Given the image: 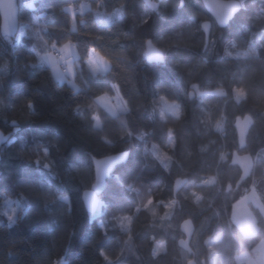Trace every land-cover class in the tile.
Masks as SVG:
<instances>
[{"label": "trees", "instance_id": "obj_1", "mask_svg": "<svg viewBox=\"0 0 264 264\" xmlns=\"http://www.w3.org/2000/svg\"><path fill=\"white\" fill-rule=\"evenodd\" d=\"M239 1L223 28L201 0H162L155 11L142 0L19 8L17 35L0 34V130L9 135L0 152V264H240L238 254L261 241L264 0ZM66 42L76 49L74 86L41 58L47 44ZM147 42L161 60L145 57ZM90 51L107 62L103 73L89 70ZM117 93L127 108L115 115L96 102ZM245 114L253 122L240 150L233 123ZM234 151L254 158L237 186ZM119 153L96 191L97 210L87 212L81 194L93 189L94 159ZM179 177L186 183L174 194ZM252 185L258 230L243 235L230 215ZM125 216L129 231L120 228ZM185 219L194 225L189 251L178 245Z\"/></svg>", "mask_w": 264, "mask_h": 264}, {"label": "water", "instance_id": "obj_2", "mask_svg": "<svg viewBox=\"0 0 264 264\" xmlns=\"http://www.w3.org/2000/svg\"><path fill=\"white\" fill-rule=\"evenodd\" d=\"M162 0H142L144 5L152 11L157 10ZM206 12L212 17L216 25L220 28L225 27L233 16L240 10L239 0H201ZM19 5L18 0H0V34L13 38L19 30ZM204 32L206 41L210 33V22L205 20L200 25ZM193 94L191 93V97ZM251 115L245 114L234 119V129L236 131L237 143L240 150L245 147L246 137L252 125ZM9 135H5L0 130V152L1 146L8 140ZM1 157V153H0ZM230 163L238 167L240 171L236 186L251 176L254 168V158L250 153L234 151L230 155ZM186 183L185 178H176L173 183V192L177 193ZM230 185L228 186V188ZM83 205L87 212L95 213L99 205V196L93 189H86L81 194ZM180 231L184 238L178 240V245L185 251H189V242L194 233V225L190 219H185L180 224ZM187 264H196L189 260Z\"/></svg>", "mask_w": 264, "mask_h": 264}, {"label": "rangeland", "instance_id": "obj_3", "mask_svg": "<svg viewBox=\"0 0 264 264\" xmlns=\"http://www.w3.org/2000/svg\"><path fill=\"white\" fill-rule=\"evenodd\" d=\"M47 47H48V50L46 51L48 53L47 55H49V57L50 56L53 57L54 59L56 58L58 60V62H62L63 63L62 65L65 66L67 68V70H69V72H70L69 66H74V59L76 57V49H75L74 44H72L71 42L62 43L60 45L49 43V44H47ZM54 51L58 52V56H55L53 54ZM91 55L93 56V58H91V62H92L91 65L93 67V70L94 71L95 70L96 71L102 70L103 68L101 66L95 65L96 61H95L94 55L96 57H98L99 55L96 52H93ZM145 57L148 60H161L162 59V53L159 49L154 47L150 42H147ZM56 62H54V61L52 62V64L56 65L55 69H57V67H58V64H56ZM103 72H104V69H103ZM64 77H67V74H64ZM99 103L103 104L111 112H115V113L120 112L122 110H126V108H127L126 104L123 102V100L121 99V97L119 96L118 93L113 95V96H109V95L102 96V98L99 99ZM99 123H100L99 120L96 119L95 120V126L96 125L99 126ZM124 157H125V154L119 153V154H115V155H110V156L94 159V167H95L94 177L95 178H94V182L92 185L94 191L98 192L102 188L103 182H104V177L108 173V171L110 170L111 166L115 162L124 159ZM252 191H254V192H252ZM248 192H249V194L246 196V198L253 201V203H257L259 205V203H258L259 198H260L259 193L256 192L253 185L249 189L245 190L244 194H246ZM243 195L240 199H238L237 202L234 203V205H233L234 207L240 206L243 203L247 202L245 196H243ZM256 196L258 198H255ZM166 205H168V204H166ZM18 209H20V203L19 202H17L16 205H13L11 207V210H9L10 212L8 214L10 216H13L15 214L16 210H18ZM120 220H121L120 228L123 231H129L130 226H131L130 218L125 216V217H121ZM25 241L29 247H34V242H33V239L31 237H27ZM58 264H63L62 260H60L58 262Z\"/></svg>", "mask_w": 264, "mask_h": 264}, {"label": "crops", "instance_id": "obj_4", "mask_svg": "<svg viewBox=\"0 0 264 264\" xmlns=\"http://www.w3.org/2000/svg\"><path fill=\"white\" fill-rule=\"evenodd\" d=\"M94 51H90L89 55L86 59V64L89 68V70L92 73H103V69L104 71L107 70L108 64L107 62L103 61L99 56L95 57V61L96 64L95 65H99L101 66L103 69L100 71H94L93 67L91 65V58H93V56L91 55ZM48 53H44L43 55H41V58L49 65L51 72L53 74V76L55 77V79H57L58 81L62 82V81H67L68 84L74 86L73 83V78H74V73H75V67L74 66H69L70 67V72L69 70H67V77H64V74H62L61 71V66L63 63L62 62H58V60L53 57H49V55H47ZM56 62V64H58L57 69H55L54 64H52V62ZM101 95L99 97L96 98V102L97 104H99L103 109H105L109 114L111 115H115L118 112H111L107 107H105L103 104L99 103V99L102 98ZM254 192V191H252ZM249 194L246 193L243 196H246ZM242 197V196H241ZM240 197V198H241ZM239 198V199H240ZM254 198V197H253ZM255 198H258L257 196ZM238 201V200H237ZM236 201V202H237ZM246 203H243L240 206H233L232 211H231V215H230V219L233 222V224L237 227V229L239 230V232L243 235H252L254 233L257 232L258 230V226H257V222H256V218L250 208V205L257 207L258 204L257 203H253V201L249 200L248 198H246ZM250 202V203H249ZM259 203V202H258ZM234 205V204H233ZM260 205V203H259ZM242 213V214H241ZM237 260L239 263H243V264H264V237L261 239V241L255 246L253 247L250 251L246 250L243 251L241 253L238 254L237 256Z\"/></svg>", "mask_w": 264, "mask_h": 264}, {"label": "built area", "instance_id": "obj_5", "mask_svg": "<svg viewBox=\"0 0 264 264\" xmlns=\"http://www.w3.org/2000/svg\"><path fill=\"white\" fill-rule=\"evenodd\" d=\"M33 1H35V0H18V5H19V7H26V6L30 5ZM73 11L74 12L78 11V8H73ZM53 54L55 56H58L57 51H54ZM61 71L63 74H66L67 68L65 66L61 65ZM144 135H145V133H144ZM240 264H242V263H240Z\"/></svg>", "mask_w": 264, "mask_h": 264}, {"label": "flooded vegetation", "instance_id": "obj_6", "mask_svg": "<svg viewBox=\"0 0 264 264\" xmlns=\"http://www.w3.org/2000/svg\"><path fill=\"white\" fill-rule=\"evenodd\" d=\"M209 22H210V25H211V27H210V31H211V28H212V22H211V20H208ZM203 22V21H202ZM201 22V23H202ZM213 22L215 23V21L213 20ZM216 24V23H215ZM201 25V24H200ZM200 29H201V27H200ZM202 30V29H201ZM203 31V30H202ZM204 33V32H203Z\"/></svg>", "mask_w": 264, "mask_h": 264}]
</instances>
